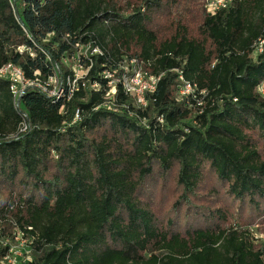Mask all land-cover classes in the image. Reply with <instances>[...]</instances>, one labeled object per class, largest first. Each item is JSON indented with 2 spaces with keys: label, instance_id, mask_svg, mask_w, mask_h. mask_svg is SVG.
I'll list each match as a JSON object with an SVG mask.
<instances>
[{
  "label": "trees",
  "instance_id": "trees-1",
  "mask_svg": "<svg viewBox=\"0 0 264 264\" xmlns=\"http://www.w3.org/2000/svg\"><path fill=\"white\" fill-rule=\"evenodd\" d=\"M206 2L0 0V68L66 80L64 59L89 52L59 100L30 87L17 107L0 79V222L34 238L25 264H264L230 223L231 207L264 215V0ZM132 60L163 75L157 90L143 108L119 85L110 108L102 73ZM180 76L195 98L179 100ZM169 175L182 195L164 220L149 200Z\"/></svg>",
  "mask_w": 264,
  "mask_h": 264
},
{
  "label": "built area",
  "instance_id": "built-area-1",
  "mask_svg": "<svg viewBox=\"0 0 264 264\" xmlns=\"http://www.w3.org/2000/svg\"><path fill=\"white\" fill-rule=\"evenodd\" d=\"M232 2L233 0H208L207 11L211 15H215L220 10L228 8ZM12 7L16 10L14 2H12ZM25 50V47L19 49L21 53ZM93 52L94 54H101L99 49H95ZM31 55L34 56L33 53ZM83 57L87 58V53L76 59L72 67L73 75L72 77L69 76L66 80L60 77L59 73L50 77L44 83L38 80H31L26 77L24 71L20 67L12 63L0 68V79L9 82L10 91L17 107L20 104L23 94L30 87L38 88L48 98L59 100L67 93L72 95L75 91H79V81L87 76L90 69V67L85 68L82 63ZM64 63L66 64V60ZM120 71L121 72H119V70L115 72L103 71L102 73V77L108 80V91L106 94L108 103L111 105L115 102L118 86L121 85V88L133 98L139 107L145 108L147 106V95H152L156 92L158 83L163 75L154 76L142 70L138 66L136 60H132L129 64H124ZM118 73H120V75ZM180 81L179 100H183V98L187 97L195 98L194 92L197 87L185 81L182 76H180ZM94 87L99 89L100 86L96 84ZM258 90L264 97V83L260 85ZM201 94L204 95L205 92L202 91ZM79 113L80 111L77 110L76 120L79 118ZM27 129L28 125L24 124L21 132L24 133ZM29 230H31V228H29ZM12 235L11 238L2 236V226L0 222V245L8 248L7 253L1 258L0 264H25L26 262H31L34 238L30 234L26 236L18 228L14 230Z\"/></svg>",
  "mask_w": 264,
  "mask_h": 264
},
{
  "label": "rangeland",
  "instance_id": "rangeland-1",
  "mask_svg": "<svg viewBox=\"0 0 264 264\" xmlns=\"http://www.w3.org/2000/svg\"><path fill=\"white\" fill-rule=\"evenodd\" d=\"M113 1L118 5L125 6L131 0ZM85 53L88 54L89 52L87 49L81 48L77 54H75L73 59H64L66 60L65 65L73 70L72 67L75 64L76 59ZM108 107L111 108L113 105H108ZM209 188H203L200 191L201 198L198 200V202L200 203V207H202L201 209H207L208 207H212L218 203V198L210 196L211 194L209 193ZM181 195L182 190L179 186H177L176 178H173L171 175H169L167 179L160 181L159 185L155 187L152 199L149 200V203L155 207L159 218L168 220L172 216L171 208L177 202L179 197H181ZM228 203L231 205V200H228ZM244 210L231 207L230 211L232 214L230 223L244 227V229L245 227L248 228L251 231L256 243H264V215L256 214L249 211L248 209Z\"/></svg>",
  "mask_w": 264,
  "mask_h": 264
}]
</instances>
